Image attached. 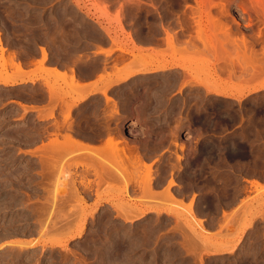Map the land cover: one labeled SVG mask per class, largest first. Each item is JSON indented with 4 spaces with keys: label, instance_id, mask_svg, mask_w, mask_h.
Here are the masks:
<instances>
[{
    "label": "rangeland",
    "instance_id": "374dc122",
    "mask_svg": "<svg viewBox=\"0 0 264 264\" xmlns=\"http://www.w3.org/2000/svg\"><path fill=\"white\" fill-rule=\"evenodd\" d=\"M55 1L0 0V24L15 44L23 46L28 37L47 40L63 54L66 19L45 15ZM75 1L84 3L98 20L115 24L117 32L127 33L131 47L120 43L119 33L112 41L129 61L152 73L147 72L140 88L127 94L113 91L107 104L96 103L101 133L118 141L114 159L92 152L103 156L102 163L83 149L68 152L60 145L83 125L65 98L73 79L57 85L58 101L48 110L53 120H38L30 106L23 103L22 110L8 101L45 99L44 89L13 88L8 83L16 79L0 77L6 84L0 85V264H264V189L257 187L264 177V86L252 90L264 76L246 83L240 77L250 65L245 70L231 43L233 36L225 39L209 18L219 10L215 2L220 0L214 5L194 0ZM239 1L226 3L224 20L236 30L234 38L247 35L255 44L254 54L261 57L264 0H247V13ZM8 65L20 68L3 60L0 75L7 73ZM118 65L116 58L115 70ZM154 111L168 113L162 126L143 120ZM149 130L164 135V151L152 153L151 164L147 153L132 151L127 136L134 132L138 138ZM57 143L66 151L57 152ZM123 151L130 155L125 157ZM135 157L140 159L138 167ZM44 159L52 165L47 167ZM99 163L105 175L99 173ZM122 166L137 175L132 177ZM121 168L126 178L110 179ZM163 184L160 195L156 189ZM189 198L191 203L185 204ZM196 200L210 216L224 211V232L209 231L193 206ZM160 203L167 204L168 215L157 207ZM150 209L156 214L144 217ZM221 238L224 248L211 247ZM220 249L227 251L215 252Z\"/></svg>",
    "mask_w": 264,
    "mask_h": 264
},
{
    "label": "crops",
    "instance_id": "0c3cea01",
    "mask_svg": "<svg viewBox=\"0 0 264 264\" xmlns=\"http://www.w3.org/2000/svg\"><path fill=\"white\" fill-rule=\"evenodd\" d=\"M49 6V8L46 7V17L62 15L66 19L67 27L66 31L62 32V39L66 42L67 48L63 50V54L57 53L47 40L38 42L36 39L28 37L24 38L23 46L15 44L11 40L10 34L0 24V45L2 47L0 55L3 53L4 57V59H0V63L5 60L10 64L15 62L16 65H20V68L8 65L7 73L4 72L0 77L17 79L15 82L8 83L13 88L24 85H28L30 88H43L46 95L45 99L36 97L24 102L18 98H13L8 102H12L22 110H24L23 103L30 106L29 111L33 112L38 120H53L48 114V110L50 104L58 101L56 88L58 84L64 85L65 80V77L62 78L61 76H66L67 80L73 79L74 83L77 84L75 83L74 86L71 85L66 88L68 93L65 98L73 104L77 120L83 122L82 128L73 132V137L81 141L80 144L82 143L81 147L78 146L79 148L76 149L85 151L88 149L91 152L96 151V149L99 150L100 147L106 145L108 135L101 133L99 124L101 112L99 108L95 110L96 103L102 100L103 104H107L108 96L113 91L127 94L129 90L133 91L140 88V85L145 83L148 74L143 64L129 61L131 57L122 54L117 49L112 37L118 33L122 45L131 47L132 43L129 41L127 33L117 32L115 24H110L105 19L98 20L87 12L84 3L79 4L75 0H57ZM44 27L47 32L48 25L45 24ZM126 31L128 30L126 29ZM66 36L67 40H65ZM26 45L30 47L29 50L24 52ZM65 53L68 57H64ZM116 58H119V71L115 70L114 67ZM110 60L111 63H109ZM40 62H43V66H39ZM0 85H6L4 79L0 82ZM72 86L73 88H71ZM175 97H173L174 100ZM132 103H134L133 100ZM136 104H139V102H136ZM167 114L154 111L144 117L143 120L154 122L153 127L159 126V124L162 126L167 120ZM150 129L153 131L152 128ZM151 130L141 134L138 138V134L134 132L127 133L129 137L128 145L132 151L140 150L147 153L146 162L148 164L155 161V156L152 153L164 151V135H160L159 130L155 133ZM70 148L66 147V150H73ZM115 176L117 175H111L110 179L116 182L119 181L120 178L118 179V176ZM261 183L264 184V177L261 179ZM164 188L165 185L163 184L156 189V192L161 195ZM178 199L181 200L182 197ZM191 201V198H189L184 200V203L190 204ZM198 201L196 200L193 206L198 216L205 220L209 231L211 233L224 232L221 229L222 223L226 219L224 211L221 210L215 217L210 216L198 207ZM157 207L162 210L163 215H168L165 211V208L168 207L167 204L160 203L157 204ZM155 214L156 211L150 209L144 217ZM244 231L250 233L252 229L246 228ZM225 243L226 241L223 238L217 239L211 247L224 248Z\"/></svg>",
    "mask_w": 264,
    "mask_h": 264
},
{
    "label": "bare ground",
    "instance_id": "6f19581e",
    "mask_svg": "<svg viewBox=\"0 0 264 264\" xmlns=\"http://www.w3.org/2000/svg\"><path fill=\"white\" fill-rule=\"evenodd\" d=\"M94 1V0H93ZM99 1H101V0H99ZM107 1V0H106ZM131 1H133V0H131ZM169 1H173V2H175V3H177V1H188V0H169ZM197 4H199V5H203L204 3H206L207 1L208 2H211L210 4H213L214 5V0H194ZM219 1V0H218ZM231 1H233V0H220L219 2H215V5H220L219 6V10L215 13V15H214V13L213 14H211V13H209V18L214 22V24H217V25H219V31H220V29L222 30V33H224V35H226L225 36V39L226 38H230L231 36H233V39H231V40H229V41H231V43L232 44H234L235 45V48L237 49L236 50V56L238 57V59H240V64H242V65H244V67L246 68L247 66L249 67V65H250V67H251V69H250V67H249V69H250V71H249V69H248V71L246 72H242L241 73V75H240V77H242L243 79H244V83H246V81H251V80H257L260 76H264V46H263V53H262V56L260 57V56H258V54H257V56H256V49L254 48L255 47V44L253 43V42H251V41H249L248 39H247V35L245 36L244 34H241L242 36L240 37V38H238V37H235L234 38V36L236 35V30L234 31L233 29H232V26H231V24L229 23V21H226V20H224V16L225 15H227L228 14V9H227V4L226 3H229V2H231ZM235 1V0H234ZM239 1V0H238ZM247 0H240L239 2H240V6L242 7V12L243 13H247V12H249V10H248V8L246 7V5H247V2H246ZM249 1H251V0H249ZM84 2V1H83ZM102 2L104 3V1L102 0ZM119 2V1H118ZM125 2V1H124ZM126 2H127V0H126ZM129 2V1H128ZM134 2V1H133ZM98 3H100V2H98ZM108 3V2H107ZM138 3V2H137ZM252 5H254V2H252L251 3ZM100 5H101V3H100ZM255 9V8H254ZM256 10V9H255ZM256 12L258 13L257 15H259V12H258V10H256ZM256 15V16H257ZM258 17H260V16H258ZM234 18V17H233ZM236 23H238L237 22V20L234 18L233 19ZM196 21V20H195ZM198 21V20H197ZM211 21V22H212ZM212 22V23H213ZM198 23V25H199V23H200V21L199 22H197ZM200 26V25H199ZM217 27V26H216ZM217 28V29H218ZM216 29V30H217ZM239 31V30H238ZM237 31V32H238ZM196 32H197V30H196ZM199 32V31H198ZM201 32H202V30H201ZM217 32H218V30H217ZM240 33H241V31H240ZM197 34H199V33H197ZM238 34H239V32H238ZM260 35V31L257 33V36H259ZM200 36H201V34H200ZM238 36V35H237ZM240 36V35H239ZM197 37H199V35L197 36ZM176 38V37H175ZM228 38V39H229ZM202 39V38H201ZM224 40V39H223ZM173 41V40H172ZM224 41H226V40H224ZM223 43V42H222ZM248 50H250L251 52H249ZM253 51H255L256 53L254 54V52ZM248 52H249V54H248ZM228 53H230V52H228ZM252 53V54H251ZM254 54V55H253ZM229 55H231V54H229ZM232 60V59H231ZM227 61V60H226ZM225 61V62H226ZM232 63V62H231ZM255 64V63H257V64H255L256 65V67H254V68H252V65L251 64ZM246 65V66H245ZM137 66V65H136ZM135 66V67H136ZM221 67V66H220ZM243 66H242V68H244ZM231 68V67H230ZM244 68V69H245ZM121 70V69H120ZM245 70H247V68L245 69ZM119 71V70H118ZM230 71V70H229ZM244 71V70H243ZM148 73L149 72H151L152 73V70L150 69L149 71H147ZM155 72V71H154ZM232 72V71H231ZM234 72V71H233ZM232 72V73H233ZM235 73V72H234ZM231 74V73H230ZM60 75V74H59ZM62 78L63 77H65L64 79H66V76H61ZM68 78V77H67ZM13 80V79H12ZM17 80V79H16ZM69 80V79H68ZM242 80V79H241ZM1 81H3V79H0V82ZM5 81V80H4ZM14 82H15V80H13ZM70 81V80H69ZM261 81V80H260ZM71 83V82H70ZM76 83V82H75ZM74 83V84H75ZM119 83V82H118ZM14 84V83H13ZM72 85H73V83H71ZM70 84V85H71ZM77 84V83H76ZM74 86V85H73ZM73 86L71 87V88H73ZM260 86H264V82L262 81L261 83H259L257 86H254L253 87V89L252 90H255L257 87H260ZM208 88V87H207ZM75 89V88H74ZM105 90H107V89H105ZM211 90V89H210ZM215 90V89H214ZM218 92L220 93V94H227L228 92H226L225 90H218ZM104 94V93H103ZM231 94V93H230ZM236 94V93H235ZM237 95V94H236ZM241 95H242V93H241ZM234 96V95H233ZM239 96H240V94H239ZM110 101V100H109ZM116 139H114L112 136L111 137H109V139H108V142L107 143H105L106 145H103L102 147H100L99 148V150L98 149H96V151L95 150H93L94 152H96V154H98L99 152V156L101 155V154H103V156H106V157H104L105 159H108V160H110V159H112V157L111 156H113V159H114V157H116V155L115 154H117L116 153V151H117V149L115 148V147H117L116 146V144L118 143V141H115ZM59 142V141H58ZM79 142H81V141H78L76 138H74V137H72V136H67L66 137V140H64V142H62L60 145H62V146H64V147H67V148H70V146H71V148L70 149H74V151H75V149L76 148H79L78 146H80L81 147V144L79 143ZM63 143H64V145H63ZM56 145H58V143L56 144ZM56 145H54V146H56ZM66 145H69V146H66ZM115 145V146H114ZM62 146H60V147H62ZM58 147V148H57ZM57 147H52L53 149H55V148H57V149H55V150H58L57 152H59V153H63L64 151H66V150H64L63 152H62V150H63V148H60L59 149V145L57 146ZM74 147V148H73ZM95 148V147H94ZM65 149V148H64ZM120 149V148H119ZM92 150V149H91ZM124 150V149H123ZM54 151V150H53ZM92 151V152H93ZM111 151H113V152H111ZM127 151V150H126ZM68 152H69V149H68ZM84 152V151H83ZM91 153V155H94L97 159H98V162H100L101 161V163H102V161H103V159L104 158H102L103 156H101L100 158H98V156H96L95 154H92V152L91 151H88V149H87V151L85 152V153ZM98 152V153H97ZM106 152V153H105ZM107 152L108 153H112V154H114V155H109V154H107ZM118 152V151H117ZM120 152H121V150H120ZM120 152L118 153V154H120ZM66 153V152H65ZM64 153V154H65ZM123 153V155L126 157V156H128V155H130L128 152V155H126V153H125V151H123L122 152ZM78 155V154H77ZM90 155V156H91ZM122 155V154H121ZM119 156V155H117V156H119V158L120 157H122L123 159L125 158L124 156ZM93 156V157H94ZM109 157H111V158H109ZM138 157V156H137ZM179 157V156H178ZM128 158V157H127ZM136 158V157H135ZM140 158V157H139ZM180 158V157H179ZM100 160V161H99ZM137 160H138V158H136V160H133V162L134 163H136V166H137ZM140 160V159H139ZM138 160V161H139ZM114 161V160H113ZM136 161V162H135ZM106 160H104V162H103V165L105 164L106 165ZM111 161H109V163H110ZM132 162V163H133ZM52 161H50L49 162V160L48 159H44V164L45 165H47V167H49L50 165H52ZM109 163H107V165H109ZM142 163V162H141ZM48 164H50V165H48ZM100 164V163H99ZM54 165V164H53ZM101 165L102 164H100V171H99V173L101 172V173H103L104 175H105V173H106V170H105V173L104 172H102V170L104 169H102V167H101ZM102 165V166H103ZM133 165V169H135L134 167V164H132ZM139 165H141L140 164V161H139ZM138 165V166H139ZM137 166V167H138ZM123 167V166H122ZM53 168H54V166H53ZM52 168V166H51V169H53ZM123 168H125V167H123ZM146 168V167H145ZM49 169V168H48ZM102 169V170H101ZM128 169V168H127ZM127 169L125 168V170L127 171ZM138 169V168H137ZM115 170V169H114ZM124 170V171H125ZM136 170V169H135ZM123 171V169L121 168V170H119V171H117L116 170V172H118L117 174H118V179L120 178H126V176H125V173H124V171ZM133 171V170H132ZM138 171V170H137ZM115 172V171H114ZM128 172V171H127ZM128 173H130V172H128ZM136 173V172H135ZM127 174V173H126ZM131 174V176L132 177H135V175H137V174H135V175H133L134 173H130ZM146 174V173H145ZM149 174V173H148ZM151 174H152V172H151ZM102 175V174H101ZM129 175V174H128ZM127 175V176H128ZM139 175V174H138ZM148 176H150V175H148ZM147 176V178H150V177H148ZM115 177H117V176H115ZM130 177V176H129ZM143 177H144V179H145V176L143 175ZM131 178V177H130ZM152 178V177H151ZM151 178H150V181H152L151 180ZM131 180H132V178H131ZM143 180V178L141 179V181ZM105 181V180H104ZM128 181H130V180H128ZM139 181V180H138ZM148 181V184H150L149 182V180H147L146 179V181L144 182V183H146ZM83 183V182H82ZM85 183V182H84ZM83 183V184H84ZM89 183V182H88ZM101 183V182H100ZM171 184H173V182L171 183ZM86 185V184H85ZM99 185H101V184H99ZM146 185H147V183H146ZM84 186V185H83ZM85 187H87V186H85ZM258 188H261V189H264V185H258L257 186ZM146 188V186L144 187V189ZM74 194H78V195H80V192H79V190H78V187H76V184H75V186H74ZM151 190V189H150ZM71 191H72V189H71ZM59 192V191H58ZM57 192V194H59ZM152 192V191H151ZM171 194V193H170ZM77 195V196H78ZM169 195V194H168ZM151 196V195H150ZM55 197H56V195L54 196V199H55ZM83 197H81L80 199H82ZM168 198H170V197H168ZM84 199V198H83ZM174 199V198H173ZM53 203V202H52ZM55 204V203H54ZM54 204H52V205H54ZM56 205H58V204H56ZM145 212V211H144ZM143 212V213H144ZM123 214V213H122ZM228 217V216H227ZM264 219V218H263ZM46 230V229H45ZM27 243V242H26ZM27 244H29V243H27ZM34 245V244H33ZM227 251V250H226ZM225 251V249H220V250H216L215 252L216 253H218V252H220V253H225L226 252ZM214 252V253H215Z\"/></svg>",
    "mask_w": 264,
    "mask_h": 264
}]
</instances>
